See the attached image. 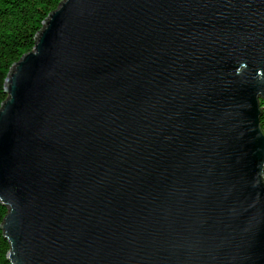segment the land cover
<instances>
[{
  "label": "water",
  "instance_id": "95a60500",
  "mask_svg": "<svg viewBox=\"0 0 264 264\" xmlns=\"http://www.w3.org/2000/svg\"><path fill=\"white\" fill-rule=\"evenodd\" d=\"M5 92L12 264H264V0H63Z\"/></svg>",
  "mask_w": 264,
  "mask_h": 264
},
{
  "label": "trees",
  "instance_id": "16d2710c",
  "mask_svg": "<svg viewBox=\"0 0 264 264\" xmlns=\"http://www.w3.org/2000/svg\"><path fill=\"white\" fill-rule=\"evenodd\" d=\"M63 0H0V107L8 98L5 80L13 64L32 51L49 14ZM260 127L264 133V99H260ZM264 179V172H263ZM8 209L0 202V264H12L10 244L2 225Z\"/></svg>",
  "mask_w": 264,
  "mask_h": 264
}]
</instances>
